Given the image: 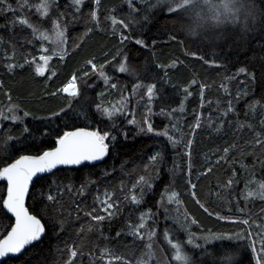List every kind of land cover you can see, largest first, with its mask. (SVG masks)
<instances>
[{
	"label": "snow or ice",
	"instance_id": "obj_1",
	"mask_svg": "<svg viewBox=\"0 0 264 264\" xmlns=\"http://www.w3.org/2000/svg\"><path fill=\"white\" fill-rule=\"evenodd\" d=\"M86 2L87 0H63V2L40 0L38 4L30 5L29 0H17L16 7H13L9 0H0V14L12 17L7 23L0 25V30L15 33L19 26L22 29H30L36 40L54 44V47L49 48L41 43L38 49L39 55L25 54L22 51L18 52L15 43L5 41L0 36V48L3 49L0 51V61H2L0 69L9 75L15 74L17 70L29 71L34 78L52 81L58 76L57 71L50 64L53 58L64 61L70 54H75L94 28L102 30V15L103 22L110 24L112 35L118 38L120 45L114 49L102 50L99 56L90 54L83 60L81 67L71 73L67 82L57 86L55 90L45 85L46 97L60 98L61 103L56 109H48V116L36 117V119L42 122L67 117L68 120H81L83 126L69 125L65 122L62 128L57 126L55 129L54 138L51 140L54 146L41 148L33 139L31 144L21 143L19 147L13 145L14 156L5 155L0 158L5 161L4 166L0 167V181H6V194H0V214H2L0 218L9 221L7 225L2 226L3 231H0V258H18L29 247L42 242L50 230L59 238L74 223L72 220L74 215L75 221H80L82 218L87 221L86 224H80L77 238L87 233L96 237V244L92 250L85 253L75 242L72 244L64 242L62 251L67 258L63 260V264H77V260L80 264H84L86 256L89 264H205V261H208V264H264V209L261 210L259 220L255 219L250 211L245 210L252 197L264 201V178L256 179L257 167H259V175L264 177V94L258 99L253 98L251 102H246L243 123H239V113L232 99H228L224 106L216 101L218 106L215 112L218 113L219 126L217 127L216 122L212 120V113H209L210 127L219 132L227 124L241 133V140H244L242 135L244 131L252 135L250 139L244 140L243 146L234 139L232 143L224 146L222 151L218 150L219 155L214 153L215 161H209V166L197 173V182H194L193 173L196 169L192 161L193 139L182 137L178 140L169 134L167 125L163 131H159L151 120L153 101L162 95V86L169 83L167 69L175 68L178 62L172 60L170 64L165 65L153 61L150 66L145 65V75L141 77L136 69L129 66V57L124 49L126 43H134L145 49L156 46L155 39L149 41L144 38L143 32L137 36L133 30L143 29L151 23V17L155 12L160 11L171 22L172 30L164 33L169 42L180 44L185 49V55L197 57L205 64L220 67L216 59L208 60L203 55L198 56L199 47L197 51L189 52V45L229 47L231 44L239 43L247 45L250 36L259 35L261 42H258L257 46L264 48V0H124L128 14L120 17L115 14L116 8L106 9L102 14L101 0H91L85 14ZM33 8L42 22H50V30H42L23 15L25 10L31 12ZM78 23L84 24L85 32L80 37L72 38L70 52L69 27ZM117 28L120 29L119 32ZM49 32L54 35V40H50ZM28 43L31 44L32 41L29 40ZM261 60L264 61V56ZM149 67L162 71L163 75L149 72ZM110 68L121 74L126 73L128 76L136 77L131 85L130 95H125L121 86L113 82V77L108 74ZM260 71L261 78L264 79V63L261 64ZM240 74H245L250 82L256 80L255 71H250L247 67H240L236 75ZM92 78L102 81L105 90L98 94V101H93L94 107L90 105L87 110H83L81 105V110L78 111L76 105L80 103L78 98L82 97L80 84L83 83L86 88H94L95 84L89 83ZM145 79L152 82L145 83ZM229 79L235 77H225V81ZM158 84H161L160 88ZM197 84V80L192 79L189 86L182 89L185 98L192 96L190 88ZM198 86L201 108H203L206 102L204 93L209 86L203 83ZM219 87L228 93L227 83H221ZM108 90L118 94L119 100L105 104ZM0 93L6 99V103L0 107V121L23 123V118L33 115L31 111L24 109L19 97H13L11 89H5L3 79H0ZM228 94L231 96L230 93ZM136 95L141 101H147V110L139 121L135 111H129L130 101ZM247 95V88L238 91L235 95L236 102L239 103L240 99ZM212 103L211 100L207 101L209 106ZM184 110V102L181 101L179 111L183 113ZM176 111L175 108L171 111H167L164 107L160 108V113L169 117H172ZM230 114L236 117L235 123L228 119ZM202 116L203 113L195 114V123L191 126L192 133L202 127ZM250 116L253 119L259 116L258 122L256 124L248 122ZM117 120H126L127 126H134L137 134L166 137L165 148L144 158L147 163L142 159V167L134 165L131 172H125L128 162H122L119 171L122 176L128 177L130 187L123 179L116 185H105L102 197L97 188V195L93 197L92 203H85L92 187L110 179L117 171L113 166L101 170L95 179H92L90 174L89 178L82 180L79 186L71 180L68 182L48 180L47 191L44 184L40 185L38 191H33L36 184L44 179L40 174L54 175L53 170L58 166H78L84 165L85 162H93L89 166L94 168L96 166L94 162H105L121 138L126 140L128 136L121 124L116 123ZM171 128L178 129V123L171 124ZM35 131L43 137L53 135L51 130L43 128H36ZM20 136L25 140L32 137L33 129L23 124ZM20 136L8 135L5 143L20 140ZM43 142L41 141V144ZM181 144L184 148L182 154L188 158L187 170L183 171L175 160L172 167L166 169L169 179L160 194V199L153 205L156 211L146 208L145 211L139 212L135 222L129 218L125 229L116 231L115 237L105 236V224L111 230L112 222L122 217L125 206L136 210L145 206L148 196L156 191V182L161 180V170L168 160L167 146L170 145L172 151H177ZM32 149H35V154H31ZM234 153H239L244 159H251V167L240 164V168L251 177L250 179L242 180L237 168L232 166L234 160L239 163ZM222 164L230 165L229 177L222 184L216 185L218 190L229 193L226 214H221L218 207L210 210L211 201L202 200L197 193L199 179L208 176L213 172L214 167ZM181 178L184 179V187L195 206L203 214L208 217L214 215L216 220L224 223L245 227L241 231L200 229V234L193 232L192 226L199 227L200 221L187 208L181 211L180 205L183 203L180 198L181 193L176 190L177 181ZM242 182L247 191L237 193V186ZM108 187H111L112 191H108ZM65 193L73 197L71 203L73 211H68L66 214L64 204L61 203ZM241 197L245 202L244 207H240ZM26 198L34 199V204L26 206ZM221 202H224L223 199ZM171 205L176 206L174 216L169 215ZM65 215L68 219H65ZM131 215L132 213H129L130 217ZM159 215H163L165 221L171 219L173 227H165L160 231L157 220ZM241 217L247 218L241 219ZM127 239H131L132 243L121 246L132 249L131 256L117 255L115 248L109 246ZM101 241L104 242V247L99 246Z\"/></svg>",
	"mask_w": 264,
	"mask_h": 264
},
{
	"label": "trees",
	"instance_id": "obj_2",
	"mask_svg": "<svg viewBox=\"0 0 264 264\" xmlns=\"http://www.w3.org/2000/svg\"><path fill=\"white\" fill-rule=\"evenodd\" d=\"M40 0H29L30 5H36ZM63 2V0H61ZM9 3L16 7L17 0H9ZM91 4V0H87L85 5V14L88 11V5ZM116 8V15L118 17L128 14V7L124 0H101L100 10L103 14L106 9ZM24 16L30 19L34 25L40 26L41 29L50 30V22H42L38 15L35 13L33 8L31 12L25 10L23 13ZM139 18V17H138ZM11 15L0 14V25H4L9 20H11ZM91 26V25H89ZM101 29H93V32L89 34L86 39V42L82 47L75 53L70 54L64 61H59L57 58H53L50 62L52 67L57 71L58 76L54 77L52 81H46L43 78H34L29 71L17 70L15 74L9 75L0 69V79H3L5 84V89H11L12 95L14 98L19 97L22 101V106L25 110L31 111L32 116L23 118V123H12L9 121H0V158L5 157V155H15L12 150V146L19 147L21 143L31 144L33 139L35 144L41 148H47L54 146L51 143V140L54 138L55 129L57 126L63 127V124L67 122L69 125L76 124L77 126H83L81 120H68L67 117H61V119H53L51 121L44 120L39 121L36 117L48 116V109H56L60 105V98H48L46 97L45 85L49 89L55 90L57 86H62L70 78L71 73L81 67L83 60L87 58L90 54L100 55L102 50L114 49L120 47L118 44V39L113 37L111 26L107 22H103L102 15V24ZM172 26L169 18L163 15L160 11H156L155 14L151 17V23L146 25L143 29H134V33L139 36L141 32L144 33V38L151 41L155 39L157 41L156 46L151 49L141 48L134 43H126L124 49L126 54L129 57L128 64L130 67L137 70L138 75L144 77L145 75V65L149 66L153 61L156 63H161L168 65L172 60H176L178 63L175 68H168V77L169 83L164 84L162 95L156 100L153 101L152 110L153 114L151 120L157 130L163 131L165 126L168 128L171 127L167 115L160 113V108L164 107L167 111H171L173 108H178L180 102H184V112L183 120H179L178 129H170L169 134L173 135L176 139L192 138L194 143L192 147V161L196 169V172L193 173V181H196V175L198 172L203 171L204 167L209 166V161H215L216 155H219L218 150L222 151V148L227 144L237 140L243 146L244 140L251 138V133L244 131L242 133L244 140L240 139L241 133L237 132L234 128H230L227 124L217 132L214 128L208 125V116L209 113H212V120L216 122L217 127L219 126L218 113L215 112L217 108L216 101L220 102L221 106L226 105L228 99L233 100V104L236 107L237 112L239 113V123L245 122L244 112L246 110V102H251L253 98H259L264 94V79L261 78L260 67L264 61L261 60V57L264 56V48L258 47V42H261L259 35L254 37H249V43L247 45L243 43L231 44L229 46L219 45H204L200 44L189 45L188 51H197L199 47L198 56L203 55L205 59L212 60L216 59L221 65L217 67L214 64H205L202 60L191 55H185V49L176 42H169L167 36L164 34L166 31H171ZM120 29L117 28V32ZM85 32V26L83 23H78L75 26L70 25L69 27V49L71 52V40L72 38H77L82 36ZM50 34V32H49ZM0 36L3 37L5 41H10L15 43L18 52L22 51L23 53H32L33 55H39L38 49L41 43L45 47L52 48L54 44L49 41H38L32 35L30 29H22L17 27L15 33L11 31H2L0 30ZM54 35L50 34V40H54ZM31 40L32 43L29 44L28 41ZM0 51H3L0 48ZM2 63V61H0ZM247 67L250 71H255L256 80L255 82H250V79L245 74L236 75L240 67ZM149 72H158L159 75H163V72L157 69H152L149 67ZM108 74L113 77V82H117L125 95L131 94V85L135 82L136 77L128 76V74H121L118 71H113L111 68L108 70ZM47 75V74H46ZM225 77H235V79H229L225 81ZM196 79L198 84L190 88L192 96L185 98V94L182 89L188 87L190 81ZM145 83L152 82L149 79H145ZM89 83L95 84L94 88H86L83 83L80 84L82 90V97L78 98L80 103L76 105L78 111L81 110V105L83 110H87L91 105L94 107L93 101H98V94L105 90V86L102 81L92 78ZM203 83L208 85L204 93L205 104L201 108V99L199 95V84ZM221 83H227L229 96L223 89L219 86ZM161 87V84H158V88ZM244 88L248 89V95L240 99L239 103L235 100V95L238 91H242ZM242 89V90H241ZM109 94L104 100V103L111 102L115 103L119 100V95L108 90ZM211 100L213 103L211 106L207 104V101ZM6 103V99L2 93H0V107ZM145 104V105H144ZM145 106V108H143ZM134 110L137 120H141L143 114L147 110V101H141L139 96H133L130 104L129 111ZM223 110V107H221ZM196 113H203L202 116V127L197 129L195 133L191 132V126L194 125L195 120L194 116ZM22 116V113L20 114ZM131 118L130 116L128 117ZM228 119L232 122H236V117L229 115ZM259 116L253 119L251 116L248 118V122L256 124L258 122ZM117 124H121L123 131L128 133L127 139L124 140L121 138L119 144H117L111 152V156L106 158L105 162L95 163V167H90V164H84L76 167H61L54 170V175L43 174L44 179L39 181L36 184V188L33 191H38L40 185H45V191H47V181L52 180L53 182L64 181L68 182L71 180L74 184L79 186L82 180L88 179L90 174L92 179H95L105 168L115 167L117 171L113 176L101 183L94 185L90 192L88 193L87 200L85 203L91 204L93 197L97 194L96 189L99 188V193L105 189V185H116L122 179L126 184H128V177L122 176L120 173L121 164L123 161H127V168L125 172H131L134 165L142 167V159L150 156L155 151L165 148L166 138L158 137L154 134H137V130L134 126H127L126 120H117ZM23 124H27L28 127L33 129V136L28 137L26 140L24 137L20 136L21 129ZM157 124V125H156ZM105 127V125H101ZM110 127V125H109ZM36 128H43L45 130H51L53 135L48 137H43L39 132H36ZM259 130V127H257ZM11 135L13 137L20 136V140L11 141L5 143V138ZM41 141H44L41 144ZM167 156L168 160L166 165L161 170V180L156 182L155 188L156 191L148 196L146 204L142 209L152 208L155 212L156 209L153 207L156 200L160 199V194L164 189L165 184L168 182L169 174L166 169L172 167L173 160L178 165H181L183 171H186V165L188 158L182 153L184 151L183 145L178 146L177 151H172L170 145L167 146ZM216 155H213V154ZM27 154V153H21ZM31 154H35V149L31 150ZM234 156L239 163L233 161L232 166L237 168V171L240 175L246 174L240 168V164H247L251 167V159H244L240 156L239 153H234ZM10 162V161H6ZM144 162L147 163V160L144 159ZM5 161L0 159V167L4 166ZM168 164V165H167ZM166 167V168H165ZM166 171V172H165ZM143 174V173H140ZM257 174H259V167H257ZM230 175V165L222 164L221 166H216L213 168V172L206 177H201L198 181L197 193L202 198V200L211 201L210 210L216 209L215 207L225 206L226 201L229 199V193L227 191L218 190L216 185L218 183H223ZM243 179V177L241 176ZM261 177L259 179H262ZM243 182L237 186V192L239 187ZM130 187L131 185L128 184ZM107 190L112 191L111 187H108ZM176 190L181 193V201L183 202L180 205L181 211L184 208H188V211L194 216L197 217L200 221L199 227L196 225L192 226V230L200 232V229H211L213 231H241L243 225H233L224 223L222 221L216 220L215 217H208L206 214H203L202 211L198 210L195 206L190 194L184 187V179L181 178L177 181ZM0 194H6V183L0 181ZM55 194V193H54ZM118 195H122L117 193ZM220 196V199H217L215 195ZM234 198V197H233ZM79 199V197H77ZM223 199V203L221 202ZM73 197L64 194L61 203L64 204L65 214L68 211H73L71 208ZM220 202L218 203V201ZM34 199H27V206L34 204ZM166 202V201H165ZM84 205H81L83 207ZM240 206L244 207L242 203ZM175 208L174 205L170 206ZM249 210L254 218L256 219L261 215V210L264 209V201L259 200L257 197L250 198L248 202ZM30 207V211H31ZM144 210V211H145ZM162 211V210H161ZM223 212V213H222ZM129 213H132L131 217ZM138 210L125 206L122 217L116 219L111 224V230L109 226L105 224V236L115 237V232L124 230L125 224L131 218L133 222L136 221L138 216ZM221 214H226V210H222ZM2 215V214H0ZM247 217H241V219ZM65 219H68L65 215ZM72 220L74 223L71 227L67 228L66 232L60 235L57 238L56 234L53 231H49L48 235L44 237L42 242L37 243L34 247H29L22 255L18 258H7L1 264H63V260L66 259V255L63 253V248L65 246L64 242L72 244L75 242L78 246L82 247L85 253H88L96 244V237L85 234L84 236L77 238V230L80 227L81 223H87L83 218L80 221H75V216L73 215ZM158 220V229L163 230L165 225L168 223L159 215ZM8 220L0 218V231H3V225H7ZM131 239L120 240L116 243L109 245L110 247L115 248L117 255L131 256L132 249L124 248L121 245L131 244ZM100 247H104V242L99 243ZM77 264H80V261L77 260ZM84 264H89V259L86 256L84 259ZM205 264H208V261H205Z\"/></svg>",
	"mask_w": 264,
	"mask_h": 264
},
{
	"label": "rangeland",
	"instance_id": "obj_3",
	"mask_svg": "<svg viewBox=\"0 0 264 264\" xmlns=\"http://www.w3.org/2000/svg\"><path fill=\"white\" fill-rule=\"evenodd\" d=\"M118 39V38H117ZM242 90V89H241ZM111 95L112 94H110V102H109V100L107 101V103H105V104H109V103H113V102H111ZM145 105V104H144ZM143 108H145V106L143 107ZM177 109V111H176V113L172 116V117H168V120H169V124L171 125V124H173V123H177V122H179V120H181L180 121V123L182 122V120H183V118H184V116H183V113H181L180 111H179V107L178 108H176ZM171 129V127H169V130ZM166 138V137H165ZM241 176L243 177V179L244 178H251V177H249V176H247V174H241ZM260 178V175L259 174H257L256 175V179H259ZM242 179V180H243ZM195 182V181H194ZM105 191V189L102 191V192H100L99 194L101 195V197H102V195H103V192ZM108 191H110V190H108ZM241 191H243V192H245L246 193V189L244 188V184H242L240 187H239V191L237 192V193H239V192H241ZM97 195V194H96ZM216 196V198L217 199H220L219 197L220 196H218L217 194L215 195ZM258 198V197H257ZM241 199V203H240V205L243 203L244 204V201H243V198L241 197L240 198ZM166 201V200H165ZM249 201H250V199H249ZM248 201V202H249ZM167 202V201H166ZM220 202V200L218 201V203ZM227 202V201H226ZM227 204V203H226ZM175 206V205H174ZM240 207H242V206H240ZM216 209H217V207H215ZM175 209H176V206H175V208L173 209V208H169V215L170 216H174L175 215ZM188 209V208H187ZM227 209V207H225V206H223V207H221V206H219V210L220 211H222V210H226ZM247 210H249L248 208H246ZM245 209V210H246ZM145 209H142V207L141 208H139V210H138V212H140V211H144ZM223 213V212H222ZM161 217H162V219H164V216L163 215H160ZM213 217H215L214 215H213ZM257 220H259L260 219V215L256 218ZM165 220V219H164ZM166 222H168L166 225H165V227H169V228H172L173 227V223H172V220L171 219H169L168 221H166ZM164 227V228H165ZM163 228V229H164ZM193 232H195V233H197V234H200V232H196V231H194V230H192ZM181 238L183 239L184 237H183V235H181ZM211 250V249H210Z\"/></svg>",
	"mask_w": 264,
	"mask_h": 264
},
{
	"label": "water",
	"instance_id": "obj_4",
	"mask_svg": "<svg viewBox=\"0 0 264 264\" xmlns=\"http://www.w3.org/2000/svg\"><path fill=\"white\" fill-rule=\"evenodd\" d=\"M91 163H93V162H85V164H91ZM94 163H97V162H94ZM78 166H81V165H78ZM61 167H67V166H58V168H61ZM68 167H76V166H68ZM57 168V169H58ZM56 170V169H55ZM54 171V170H53ZM40 175H43V174H40ZM4 183H6V181H3ZM27 199L28 198H26V206H27ZM13 222H14V218H13ZM10 256H11V254H10ZM20 256V255H19ZM8 257H6V258H0V264L4 261V260H6Z\"/></svg>",
	"mask_w": 264,
	"mask_h": 264
},
{
	"label": "bare ground",
	"instance_id": "obj_5",
	"mask_svg": "<svg viewBox=\"0 0 264 264\" xmlns=\"http://www.w3.org/2000/svg\"><path fill=\"white\" fill-rule=\"evenodd\" d=\"M157 125V124H156ZM168 165V164H167ZM166 168V167H165ZM166 172V171H165Z\"/></svg>",
	"mask_w": 264,
	"mask_h": 264
}]
</instances>
